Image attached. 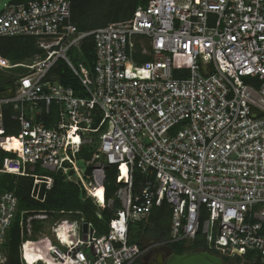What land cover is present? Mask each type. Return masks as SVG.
Listing matches in <instances>:
<instances>
[{
    "label": "built area",
    "instance_id": "2783aa9c",
    "mask_svg": "<svg viewBox=\"0 0 264 264\" xmlns=\"http://www.w3.org/2000/svg\"><path fill=\"white\" fill-rule=\"evenodd\" d=\"M71 2L8 0L0 9V37H31L39 50L13 64L0 56V86L11 84L0 92V173L32 177L33 192L53 182L36 170L72 171L96 216L104 207L112 216L101 235L83 217L27 216L20 264H132L150 245L130 243L129 225L163 202L170 228L153 245L198 235L223 259L264 264V0H146L89 31L71 22ZM89 35L92 71L67 54ZM58 59L82 89L49 74ZM4 105L14 134H5ZM82 146H93L83 173ZM107 166L117 185L109 199ZM16 207L12 191L0 194V247ZM31 219L46 220L36 235Z\"/></svg>",
    "mask_w": 264,
    "mask_h": 264
},
{
    "label": "trees",
    "instance_id": "16d2710c",
    "mask_svg": "<svg viewBox=\"0 0 264 264\" xmlns=\"http://www.w3.org/2000/svg\"><path fill=\"white\" fill-rule=\"evenodd\" d=\"M146 0H72L71 2V22L76 26L78 31H89L104 26L110 22L123 21L128 19L134 9L139 4H144ZM34 39L27 36H7L0 37V56L9 64L24 61L37 54ZM72 60L77 63L81 62L85 67L92 71L94 61L93 40L92 36L85 37L78 49H71L69 52ZM73 55V56H72ZM20 68L18 71L22 72ZM50 75H56L60 83L72 88L75 91L82 89L78 78L58 59L53 68L50 69ZM3 82L10 79H2ZM3 122L5 134H14L16 124L11 119V105L3 107ZM96 138V137H95ZM94 138V139H95ZM96 141V139H95ZM93 152V146H82L79 152V158L89 159ZM6 155L7 153H2ZM86 172L90 167L85 168ZM39 175H51L53 182L51 188L46 190L43 184H40L38 190L32 192V177L15 176L7 173H0V194L5 191H12L17 198V207L12 222L6 232L5 241L0 247L7 256L6 264H20L19 262V245L25 238V219L27 216L35 213H55L57 216L67 218L83 217L88 221L95 234L101 235L108 229V221L112 216V211L104 207L101 209V218L96 216V207L86 196V192L76 181L72 171L66 174L49 173L44 170H36ZM105 194L109 199L113 196L117 188L115 183V168L112 166L105 167ZM140 176L135 172L134 180L139 181ZM37 196V197H35ZM118 200H114L113 209L118 208ZM32 234L36 235L45 225L46 220L31 219ZM137 225L136 231L132 223L128 228V237L130 243L143 245V239H149L154 242L164 240L168 236L170 228V212L168 206L163 202L160 206L154 207L149 213L146 220L134 222ZM133 223V224H134ZM176 252L191 250H207L203 239L196 236L195 240L190 243L177 241L170 244ZM228 264H261L257 259L251 261L250 255L240 259H223ZM132 264H142L140 258Z\"/></svg>",
    "mask_w": 264,
    "mask_h": 264
},
{
    "label": "water",
    "instance_id": "95a60500",
    "mask_svg": "<svg viewBox=\"0 0 264 264\" xmlns=\"http://www.w3.org/2000/svg\"><path fill=\"white\" fill-rule=\"evenodd\" d=\"M9 89L11 84L0 86V92ZM81 230L83 233L87 232V222L82 223ZM158 264H225V262L223 258L207 250H191L180 254L168 252L164 261L160 260Z\"/></svg>",
    "mask_w": 264,
    "mask_h": 264
},
{
    "label": "flooded vegetation",
    "instance_id": "af4514ba",
    "mask_svg": "<svg viewBox=\"0 0 264 264\" xmlns=\"http://www.w3.org/2000/svg\"><path fill=\"white\" fill-rule=\"evenodd\" d=\"M155 242L154 241H149L147 243V245L149 246V248L146 250L145 253H143L140 256V261L142 264H158L159 261L161 260L162 262L164 261V257L166 255V253L170 252V253H176V254H180L183 252H176L173 246L169 245H162V246H155L153 245ZM162 247V249H161ZM168 247V248H165ZM228 264V263H225Z\"/></svg>",
    "mask_w": 264,
    "mask_h": 264
},
{
    "label": "rangeland",
    "instance_id": "374dc122",
    "mask_svg": "<svg viewBox=\"0 0 264 264\" xmlns=\"http://www.w3.org/2000/svg\"><path fill=\"white\" fill-rule=\"evenodd\" d=\"M4 2H8V0H0V9L3 6V3ZM67 54H68L69 58L72 60V58L70 57L69 53H67ZM18 70L19 69H14L12 71H16L17 72ZM85 160H86V158H79L78 159V168L80 169V171L82 173L84 172V170L86 168ZM132 227L134 228V231H136L137 225L135 223L134 224L132 223ZM48 241L51 242V243H54V240L51 237L48 238ZM149 241H151V240H149V239H143L142 243L146 245ZM183 242H185L187 244L186 241H183ZM85 254L87 255V257H90L91 256L90 250L89 249H85Z\"/></svg>",
    "mask_w": 264,
    "mask_h": 264
},
{
    "label": "bare ground",
    "instance_id": "6f19581e",
    "mask_svg": "<svg viewBox=\"0 0 264 264\" xmlns=\"http://www.w3.org/2000/svg\"><path fill=\"white\" fill-rule=\"evenodd\" d=\"M62 238H63L64 241H66V240L68 239V236H66L65 234H63V235H62ZM69 240H70V238H69ZM36 246H37V245H36ZM38 247H39V246H37V247H32L31 249H38ZM27 255H29V254H27ZM49 264H51L50 261H49Z\"/></svg>",
    "mask_w": 264,
    "mask_h": 264
},
{
    "label": "crops",
    "instance_id": "0c3cea01",
    "mask_svg": "<svg viewBox=\"0 0 264 264\" xmlns=\"http://www.w3.org/2000/svg\"><path fill=\"white\" fill-rule=\"evenodd\" d=\"M52 113H53V111H52ZM42 115H43V116H41L42 118H46V115H45V114H42ZM51 115H52V114H51ZM51 115H50V117H52ZM41 117H40V118H41ZM48 117H49V116H48ZM65 218H67V217H65Z\"/></svg>",
    "mask_w": 264,
    "mask_h": 264
}]
</instances>
